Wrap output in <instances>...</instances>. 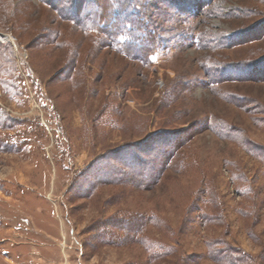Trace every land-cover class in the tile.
<instances>
[{
    "label": "rangeland",
    "instance_id": "obj_1",
    "mask_svg": "<svg viewBox=\"0 0 264 264\" xmlns=\"http://www.w3.org/2000/svg\"><path fill=\"white\" fill-rule=\"evenodd\" d=\"M149 1L0 0V264H264V0Z\"/></svg>",
    "mask_w": 264,
    "mask_h": 264
},
{
    "label": "trees",
    "instance_id": "obj_2",
    "mask_svg": "<svg viewBox=\"0 0 264 264\" xmlns=\"http://www.w3.org/2000/svg\"><path fill=\"white\" fill-rule=\"evenodd\" d=\"M93 1L94 5H92V8H88L89 15L87 18L84 19L87 22H94L95 24H98L99 26L104 25L105 27L109 28V30L115 31L116 33L119 32L120 29H122V24L119 23V18L124 17L125 15V23L127 24V34L129 38L127 40H133L135 37L141 41H136L135 47L137 44H141L140 51H138L136 54H134L136 59H148V55L142 58V56L145 54V51L143 48L142 41H146L147 45L153 46L156 48V46L159 44V42H162V31L166 28L164 27L165 21L163 19L164 13L156 7L155 10H153V6H151V1L149 0H141V3L143 2V6L141 9H139L138 3H135L134 0H90ZM102 1L106 3H102ZM174 2L178 3L177 8L179 9V6L182 8L183 5H187V3L183 0H173ZM201 2V1H200ZM82 11V10H81ZM79 12L77 15V18L79 15H81L82 12ZM179 12V11H178ZM82 20V19H81ZM148 20L150 23H148ZM102 27V26H101ZM127 42H120L118 45L121 47L126 46ZM156 45V46H155ZM152 52V51H151ZM148 61V60H147ZM167 160H164L166 162ZM165 163H162L161 166H164Z\"/></svg>",
    "mask_w": 264,
    "mask_h": 264
},
{
    "label": "bare ground",
    "instance_id": "obj_3",
    "mask_svg": "<svg viewBox=\"0 0 264 264\" xmlns=\"http://www.w3.org/2000/svg\"><path fill=\"white\" fill-rule=\"evenodd\" d=\"M0 39H1L0 41L3 40L4 42H6L5 40H10V35L0 34ZM3 41H2V42H3Z\"/></svg>",
    "mask_w": 264,
    "mask_h": 264
},
{
    "label": "built area",
    "instance_id": "obj_4",
    "mask_svg": "<svg viewBox=\"0 0 264 264\" xmlns=\"http://www.w3.org/2000/svg\"><path fill=\"white\" fill-rule=\"evenodd\" d=\"M1 40V39H0ZM3 41V40H2ZM6 42L9 41V40H5ZM4 42V41H3Z\"/></svg>",
    "mask_w": 264,
    "mask_h": 264
}]
</instances>
